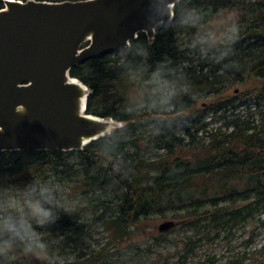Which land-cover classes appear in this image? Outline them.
Returning a JSON list of instances; mask_svg holds the SVG:
<instances>
[{
  "label": "trees",
  "instance_id": "1",
  "mask_svg": "<svg viewBox=\"0 0 264 264\" xmlns=\"http://www.w3.org/2000/svg\"><path fill=\"white\" fill-rule=\"evenodd\" d=\"M231 7L243 11L233 40L205 43V53L196 58L192 49L199 42L192 49L179 45L180 36L194 35L209 17ZM69 76L89 91L86 115L122 126L78 152L0 153V199L31 195L54 204L48 186L53 180L92 197L102 214L83 226L62 213L64 226L56 233L34 218L10 222L0 207V264H22L26 253L44 256L40 264H56L51 260L95 223L118 237L143 218L172 212L193 227L215 228L241 219L234 205L247 195L264 204V119L254 124L226 115L229 107L236 109L235 99L256 107L264 103V0H183L152 40L140 33L127 48L79 63ZM231 86L244 92L231 98ZM216 123L221 124L212 127ZM151 138L162 151L154 158ZM14 226L26 241L13 237ZM172 264L187 263L178 258Z\"/></svg>",
  "mask_w": 264,
  "mask_h": 264
},
{
  "label": "water",
  "instance_id": "2",
  "mask_svg": "<svg viewBox=\"0 0 264 264\" xmlns=\"http://www.w3.org/2000/svg\"><path fill=\"white\" fill-rule=\"evenodd\" d=\"M183 0H4L0 9V153L81 151L119 124L85 114L88 89L69 71L127 48L173 19ZM87 44L85 47H83ZM158 226L160 233L175 227Z\"/></svg>",
  "mask_w": 264,
  "mask_h": 264
},
{
  "label": "rangeland",
  "instance_id": "3",
  "mask_svg": "<svg viewBox=\"0 0 264 264\" xmlns=\"http://www.w3.org/2000/svg\"><path fill=\"white\" fill-rule=\"evenodd\" d=\"M250 0H245V4ZM242 9L231 7L223 9L218 15L209 17L207 25L194 35L179 37V45L193 48L198 42L199 48L192 49L194 57L205 53V46L213 47L219 43H227L235 38L241 28ZM206 36L208 40H205ZM206 43V45H205ZM196 50V51H195ZM248 84L246 88H249ZM244 92L243 87L231 86L228 94L231 98ZM200 106L205 99L199 101ZM236 109L228 108L227 116L249 119L259 124L264 119V103L256 107L252 101L245 104L235 99ZM221 123H216V127ZM122 125L119 124V127ZM118 127V128H119ZM151 138V157L162 154ZM216 185L217 177L211 179ZM233 185V184H230ZM50 191L55 193L54 201L46 203L39 199L25 195H6L0 199L10 222L17 219L31 223L33 218L48 228L63 229L62 213L69 216L73 223L87 226L91 217L99 218L102 209L98 204H92L76 187H67L58 181L48 182ZM241 182L239 189H244ZM237 201L235 208L241 210V219L233 220L215 228L193 227L184 219L174 218L172 212L163 215H150L143 218L139 225L131 229L126 235L113 236L101 223L82 235L77 244L70 245L56 259V264H172L182 258L187 264H264V204H255L253 197ZM229 206V204H227ZM222 204L221 206L226 207ZM248 206L247 209H245ZM229 216H225L228 219ZM166 221H173L176 225L168 232L160 233L158 226ZM13 226V225H12ZM13 237L19 241H26V233L21 228L12 227ZM37 255V254H35ZM22 264H40L45 257L26 253ZM29 261V263H28ZM19 264H21L19 262Z\"/></svg>",
  "mask_w": 264,
  "mask_h": 264
},
{
  "label": "built area",
  "instance_id": "4",
  "mask_svg": "<svg viewBox=\"0 0 264 264\" xmlns=\"http://www.w3.org/2000/svg\"><path fill=\"white\" fill-rule=\"evenodd\" d=\"M84 47V46H83Z\"/></svg>",
  "mask_w": 264,
  "mask_h": 264
}]
</instances>
